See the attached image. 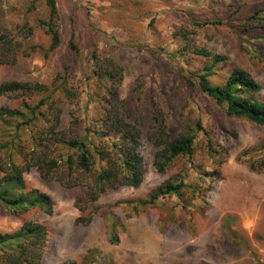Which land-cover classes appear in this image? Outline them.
I'll use <instances>...</instances> for the list:
<instances>
[{
    "label": "rangeland",
    "instance_id": "obj_1",
    "mask_svg": "<svg viewBox=\"0 0 264 264\" xmlns=\"http://www.w3.org/2000/svg\"><path fill=\"white\" fill-rule=\"evenodd\" d=\"M30 1L0 0V22L12 23L15 12ZM56 3L63 20V43L58 54L48 63L31 58L11 68L1 67L0 84L11 80L48 82L55 74L58 56L66 50L68 19L75 14L99 46L123 66V94L138 76L153 86L164 80L165 92L180 99V108L174 113L177 122L192 127L200 118L204 128L215 126V122L205 112L201 95L194 93L180 74L185 63L173 59L178 48L173 32L182 26L195 31L190 24L193 17L224 19L229 11L237 10L235 18L251 8L264 9V0ZM42 5L38 0L40 10ZM226 25L207 31L196 29L195 42L251 73L261 86L259 98L264 102V63L258 61L264 60V33H255L249 40L238 38ZM41 39L39 36L35 41ZM82 63L74 79L75 86L83 90L78 106L81 112L87 105L86 94L93 92L82 70L87 64L85 55ZM15 103L0 96V108L14 107ZM71 110V105L63 106L65 124ZM93 114L90 105L88 116ZM221 125L216 134L221 153L216 159L197 151L164 174L154 168V150L143 142L145 174L140 186L121 187L101 196L97 202L100 212L88 223H76L80 213L74 204L75 190L42 180L33 169L25 175L27 186L50 198L52 213L31 210L16 218L0 207V233L14 232L24 221L44 225L48 241L42 264H264V169H250V163L264 159V147L253 149L264 144V126L240 120H222ZM180 179L186 185L182 195L142 204L163 183Z\"/></svg>",
    "mask_w": 264,
    "mask_h": 264
},
{
    "label": "trees",
    "instance_id": "obj_2",
    "mask_svg": "<svg viewBox=\"0 0 264 264\" xmlns=\"http://www.w3.org/2000/svg\"><path fill=\"white\" fill-rule=\"evenodd\" d=\"M37 1L16 11L12 23L0 22V68L31 58L48 63L58 54L63 20L56 0H42L41 10ZM236 12L229 11L225 20L193 17L190 24L195 31L182 26L173 32L178 46L173 59L183 60L186 67L180 68V74L201 95L205 112L213 117L215 126L208 128L200 118L192 127L177 122L174 113L180 108V99L165 92L164 80L153 86L138 76L123 94V66L72 15L66 50L58 56L55 74L48 82L0 84V96L16 102L14 107L0 108V207L16 218L31 210L52 213L50 198L27 186L25 175L34 169L42 180L75 190L74 204L80 213L76 223H88L100 212L97 202L101 196L121 187L140 186L145 174L143 142L154 150V168L164 174L197 151L216 159L221 153L216 134L223 127L222 120L264 126L261 86L252 74L231 65L227 56L197 45L194 39L196 29L207 31L226 23L238 38L249 40L255 33H264L263 8H251L233 18ZM39 36L43 40L35 41ZM83 55L87 60L84 68ZM258 61L264 63L262 58ZM81 64L93 90L86 94L83 112L78 108L83 90L74 84ZM65 104L72 106L67 124ZM90 105L93 116H88ZM257 168L264 169V159L250 163L251 170ZM185 188L183 179L167 181L142 204L180 196ZM47 241L44 225L24 221L16 231L0 233V264H42Z\"/></svg>",
    "mask_w": 264,
    "mask_h": 264
}]
</instances>
